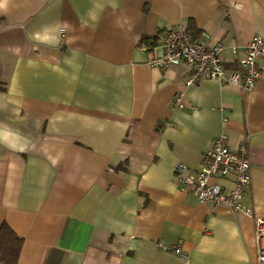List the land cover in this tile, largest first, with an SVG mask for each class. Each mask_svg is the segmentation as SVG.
I'll return each mask as SVG.
<instances>
[{"label": "crops", "instance_id": "0c3cea01", "mask_svg": "<svg viewBox=\"0 0 264 264\" xmlns=\"http://www.w3.org/2000/svg\"><path fill=\"white\" fill-rule=\"evenodd\" d=\"M168 27L221 43L232 69L264 39V0H0V227L23 240L17 264H257L253 219L198 203L173 169L247 140L243 203L264 218V66L249 92L186 86L185 67L150 65Z\"/></svg>", "mask_w": 264, "mask_h": 264}, {"label": "built area", "instance_id": "2783aa9c", "mask_svg": "<svg viewBox=\"0 0 264 264\" xmlns=\"http://www.w3.org/2000/svg\"><path fill=\"white\" fill-rule=\"evenodd\" d=\"M162 54L155 56L150 65L161 69L185 67V85L194 86L203 80L227 84L249 92L254 88L264 66V39L255 36L238 59L236 67H225L221 43L210 44L208 39H194L184 28H166L158 38ZM143 51L147 47L142 46ZM235 48L232 51L235 53ZM179 106V99H176ZM247 140L236 149H231L225 137L213 140L210 148L202 155L200 166L192 170L177 163L173 179L179 188L203 205H220L233 212H242L254 222L257 264H264V218L256 217L243 203L245 191L251 182L250 163L247 157ZM227 181L230 186L221 185ZM185 260L179 245L168 249Z\"/></svg>", "mask_w": 264, "mask_h": 264}, {"label": "trees", "instance_id": "16d2710c", "mask_svg": "<svg viewBox=\"0 0 264 264\" xmlns=\"http://www.w3.org/2000/svg\"><path fill=\"white\" fill-rule=\"evenodd\" d=\"M22 244V239L16 236L6 224L2 225L0 227V264H17Z\"/></svg>", "mask_w": 264, "mask_h": 264}]
</instances>
